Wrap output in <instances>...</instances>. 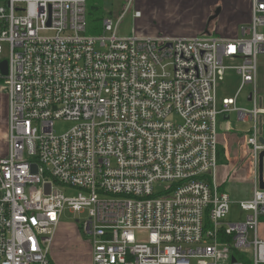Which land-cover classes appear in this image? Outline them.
Listing matches in <instances>:
<instances>
[{"label":"built area","instance_id":"1","mask_svg":"<svg viewBox=\"0 0 264 264\" xmlns=\"http://www.w3.org/2000/svg\"><path fill=\"white\" fill-rule=\"evenodd\" d=\"M134 2L106 15L100 34L88 33V0L0 5L10 122L0 156V264H52L66 211L87 214L93 264H264V0H252L236 38L123 35ZM230 69L240 87L219 100L217 80ZM247 85L252 106L238 101ZM231 113L247 125L255 181L252 197L238 202L248 213L241 222L227 221L235 201L217 178ZM59 119L76 124L58 133Z\"/></svg>","mask_w":264,"mask_h":264},{"label":"rangeland","instance_id":"2","mask_svg":"<svg viewBox=\"0 0 264 264\" xmlns=\"http://www.w3.org/2000/svg\"><path fill=\"white\" fill-rule=\"evenodd\" d=\"M127 0H88L90 3H99L104 9V15L113 16L116 12L124 8ZM238 0H135L131 11L123 19L120 32L129 34L137 26L144 31H158V35H174L192 32L201 24L203 33L211 35H221L224 30H231L239 17H248L247 10L242 8L235 10L239 15L235 18L234 12L229 9ZM242 2V0H240ZM220 9L216 18V10ZM135 10H141V17H135ZM139 22V23H138ZM249 25V24H248ZM246 25V26H248ZM161 31V32H160ZM206 31V32H205ZM98 31H96L97 33ZM89 34H96L88 31ZM200 35V34H198ZM242 35V30L240 36ZM183 37V36H182ZM7 57V53L4 54ZM230 64V62H226ZM241 81L240 76L230 69L223 77L217 80V96L221 100L223 97H234L238 92ZM4 80L0 79V156H4L9 150L10 122H9V99L5 91ZM254 89L252 85H247L238 97L240 104L251 105L246 102L248 94ZM257 92L259 98L263 99L264 106V54L258 60ZM76 122L59 119L55 122L58 133L70 130ZM232 129L235 132L244 129L238 120L236 113H231ZM221 157L218 169V182L227 187L230 194L237 197L251 196L254 184L251 163V152L246 144L243 134L232 133L228 125H225L220 134ZM67 195L78 194V189L62 187ZM238 202L231 204L227 221L241 222L247 217ZM87 214H74L66 211L61 219V223L56 231V241L52 243L51 255L56 264H90L91 242L84 232L83 221ZM261 224V222H260ZM252 236V233H251ZM149 233L146 230L140 231L138 238L140 242H147ZM261 237V236H260ZM58 256V261L55 259Z\"/></svg>","mask_w":264,"mask_h":264},{"label":"crops","instance_id":"3","mask_svg":"<svg viewBox=\"0 0 264 264\" xmlns=\"http://www.w3.org/2000/svg\"><path fill=\"white\" fill-rule=\"evenodd\" d=\"M3 1L4 0H0V5L3 4ZM178 1V0H177ZM251 3H252V0H242V2H240V0H238V2H235V4L233 5V7H229V9H231L232 12H234V15H235V18H237L239 15L235 12V10L239 9V8H242L243 11L247 10V12L249 13L248 14V17H244L241 19V17H239V20L236 19L235 20V24L233 25L232 29L231 30H224L222 33H221V36H225V37H230V38H236L237 36H240V33H241V30L242 28L247 25L249 22H250V19H251ZM139 23V22H138ZM203 24V22L201 23ZM201 24L197 27L196 30L192 31V32H188V33H181V34H174V35H171V36H183V37H190V36H195V35H198V34H201L203 33L202 28H201ZM121 26V25H120ZM135 32L140 35V36H157L158 35V31H144L142 29H139L137 26H135ZM120 31V29H119ZM161 32V31H160ZM206 32V31H205ZM121 33V32H120ZM122 34V33H121ZM127 34V33H126ZM123 35H125L123 33ZM169 36V35H168ZM229 120V121H227ZM230 121H231V115L229 116V118H224L222 120V128H221V132L223 131L225 125H228V128H230L231 132L232 133H236L237 134H243V136L246 138V131H245V128L247 127L246 124H244L243 122L242 123V127L244 129H242L241 131H238V132H235L233 131V127L232 125L230 124ZM220 132V133H221ZM220 157H221V149H220V144H219V165H221L220 163ZM252 163V162H251ZM253 176V174H252ZM254 180V178H253ZM259 186L260 188L261 187V182L259 183ZM225 189L229 192L228 188L225 187ZM254 189H255V181H254V184L252 186V191L254 192ZM253 192L250 194L251 196H249V198L252 197L253 195ZM230 193V192H229ZM232 198L235 202H239L240 200H243L245 199L246 197H235L234 195H232ZM247 198V199H249ZM56 235V234H55ZM259 235L261 236V239H264V218L261 220V224H260V228H259ZM54 241H56V236L54 238ZM52 249V248H51ZM89 252H90V256H91V262L90 264H93V258H92V248L89 249ZM55 259L58 261V256L57 258L55 257ZM51 261H52V264H56L54 258L52 257L51 255Z\"/></svg>","mask_w":264,"mask_h":264},{"label":"trees","instance_id":"4","mask_svg":"<svg viewBox=\"0 0 264 264\" xmlns=\"http://www.w3.org/2000/svg\"><path fill=\"white\" fill-rule=\"evenodd\" d=\"M104 9L99 3H90L88 5V14H87V25L88 31L100 34L103 28V19Z\"/></svg>","mask_w":264,"mask_h":264},{"label":"water","instance_id":"5","mask_svg":"<svg viewBox=\"0 0 264 264\" xmlns=\"http://www.w3.org/2000/svg\"><path fill=\"white\" fill-rule=\"evenodd\" d=\"M219 12H220V9L216 10V12H215L216 14L212 18H216L219 15ZM1 70H2V73L4 75H6L8 73V62L6 60L1 63ZM226 118H229V116H226ZM261 140L264 142L263 138H261ZM263 156H264V152L261 154V157H263ZM260 182H261V187L264 188L262 168L260 171ZM233 260H234V258H233Z\"/></svg>","mask_w":264,"mask_h":264}]
</instances>
